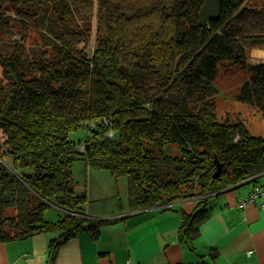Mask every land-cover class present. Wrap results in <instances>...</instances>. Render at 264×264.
Instances as JSON below:
<instances>
[{"label":"trees","instance_id":"obj_1","mask_svg":"<svg viewBox=\"0 0 264 264\" xmlns=\"http://www.w3.org/2000/svg\"><path fill=\"white\" fill-rule=\"evenodd\" d=\"M203 2L0 0V30L17 40L0 47L1 241L60 230L51 256L80 232L98 237L108 220L76 189L77 160L124 178L138 209L196 198L179 227L187 244L209 196L264 171V137L215 105L220 71L242 73L234 99L264 119V62L247 58L264 43V7L221 0L201 26ZM28 36L38 49L25 58Z\"/></svg>","mask_w":264,"mask_h":264},{"label":"crops","instance_id":"obj_2","mask_svg":"<svg viewBox=\"0 0 264 264\" xmlns=\"http://www.w3.org/2000/svg\"><path fill=\"white\" fill-rule=\"evenodd\" d=\"M74 163V174L83 166ZM75 177V176H74ZM254 184L264 185V171L252 179L209 196L208 216L190 244L179 237L182 214L198 207L196 198L176 199L165 206L136 208L131 202L95 212L108 220L97 238L83 231L49 256V242L60 234L45 232L22 240H0V264H264V208L260 199L238 206ZM76 189L87 196V186ZM88 210V204H87ZM249 251H251L249 253Z\"/></svg>","mask_w":264,"mask_h":264},{"label":"rangeland","instance_id":"obj_3","mask_svg":"<svg viewBox=\"0 0 264 264\" xmlns=\"http://www.w3.org/2000/svg\"><path fill=\"white\" fill-rule=\"evenodd\" d=\"M248 5L264 7V0H248ZM44 22L43 24H45ZM43 26V25H42ZM36 30L33 34L39 35L42 33L46 41H50V36L46 32L45 28L41 27L40 23L37 24ZM2 29V28H0ZM4 30V29H3ZM95 26L93 25L92 39L94 38ZM1 31L0 47L8 45L11 42L14 43L15 33L7 28L5 31ZM33 38L36 40V37ZM33 40L30 42L29 36L25 38V58L33 55L38 49V43ZM40 41V40H39ZM24 45V44H23ZM257 51H263L262 53H255ZM248 63H261L264 62V43L261 45L253 46L247 49ZM242 73L228 72L223 70L217 75L216 87L217 92L215 96V105L217 108L218 116H225L230 113L239 112V116L244 120L249 131L254 135H261L264 137V119L254 111L247 104L241 103L234 99V94L238 90L240 83L243 80ZM2 78V70L0 65V79ZM227 116V115H226ZM78 161V160H77ZM77 184L81 183L87 186V203L88 211L92 217L96 216L95 212H105L109 210H115L120 207L121 204H125L129 201V193H127V185L125 179L121 178L120 181H115L106 169L103 168H91L86 169L85 165L83 169L74 174ZM60 211L54 206H50L44 212V218L48 221H56L59 218ZM53 233V230L49 231Z\"/></svg>","mask_w":264,"mask_h":264},{"label":"water","instance_id":"obj_4","mask_svg":"<svg viewBox=\"0 0 264 264\" xmlns=\"http://www.w3.org/2000/svg\"><path fill=\"white\" fill-rule=\"evenodd\" d=\"M220 7L221 0H204L198 13L199 24L201 26H205L208 21L217 19L220 15ZM220 166L221 165L217 163V169L214 173V176L219 173Z\"/></svg>","mask_w":264,"mask_h":264},{"label":"built area","instance_id":"obj_5","mask_svg":"<svg viewBox=\"0 0 264 264\" xmlns=\"http://www.w3.org/2000/svg\"><path fill=\"white\" fill-rule=\"evenodd\" d=\"M257 198L260 199V206L264 208V185L254 184L250 191L240 199L238 206H245L247 203L255 202ZM125 264H130V261H126Z\"/></svg>","mask_w":264,"mask_h":264},{"label":"bare ground","instance_id":"obj_6","mask_svg":"<svg viewBox=\"0 0 264 264\" xmlns=\"http://www.w3.org/2000/svg\"><path fill=\"white\" fill-rule=\"evenodd\" d=\"M262 52H263V51H257V50H255V53H257V54H258V53H262Z\"/></svg>","mask_w":264,"mask_h":264}]
</instances>
